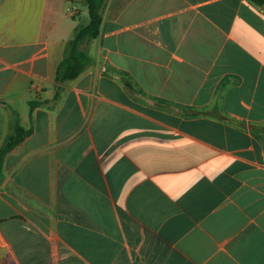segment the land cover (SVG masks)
Returning a JSON list of instances; mask_svg holds the SVG:
<instances>
[{
	"label": "crops",
	"instance_id": "1",
	"mask_svg": "<svg viewBox=\"0 0 264 264\" xmlns=\"http://www.w3.org/2000/svg\"><path fill=\"white\" fill-rule=\"evenodd\" d=\"M262 1L0 0V264H264Z\"/></svg>",
	"mask_w": 264,
	"mask_h": 264
},
{
	"label": "trees",
	"instance_id": "2",
	"mask_svg": "<svg viewBox=\"0 0 264 264\" xmlns=\"http://www.w3.org/2000/svg\"><path fill=\"white\" fill-rule=\"evenodd\" d=\"M104 0H82L87 8L89 21L87 25H77L74 38L66 45L65 54L56 71V82L63 84L76 79L91 64V59L86 51V46L98 36L101 24L100 10ZM261 5L262 0H250ZM75 19V17H73ZM76 20V19H75ZM34 103H31V108ZM14 137L5 141L0 147V182L2 180V167L8 152L20 144L24 138L32 133V128L24 131L17 123Z\"/></svg>",
	"mask_w": 264,
	"mask_h": 264
},
{
	"label": "rangeland",
	"instance_id": "3",
	"mask_svg": "<svg viewBox=\"0 0 264 264\" xmlns=\"http://www.w3.org/2000/svg\"><path fill=\"white\" fill-rule=\"evenodd\" d=\"M81 3H83L82 0H81ZM74 17H75V19L77 20L78 24L82 26L83 24L80 22V19H79L80 16H79V14L75 12ZM15 130H16L15 127H12V133H11L10 135L7 136V138L5 139V141H9L11 138L14 137V132H15ZM5 141H4V142H5ZM4 142H3V144H4ZM5 143H6V142H5ZM4 145H5V144H4Z\"/></svg>",
	"mask_w": 264,
	"mask_h": 264
}]
</instances>
